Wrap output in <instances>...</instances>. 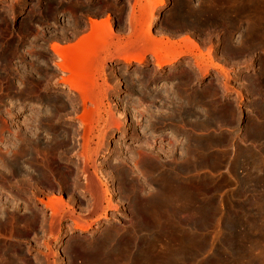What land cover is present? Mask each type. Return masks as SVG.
I'll return each mask as SVG.
<instances>
[{
  "label": "rangeland",
  "instance_id": "374dc122",
  "mask_svg": "<svg viewBox=\"0 0 264 264\" xmlns=\"http://www.w3.org/2000/svg\"><path fill=\"white\" fill-rule=\"evenodd\" d=\"M154 1L0 0V264H90L87 249L107 232L118 241L133 240V250L142 224L132 192L142 185L126 186L123 172L135 168L136 181L148 183L145 177L161 170L143 168L142 153L164 155L184 135L201 143L194 153L197 161L186 169L167 165L160 174L170 173L191 187L209 209L197 226L198 251L178 264H226L232 258L248 264L264 258V39H235L230 29L203 14L182 23L177 13L201 8L202 0ZM147 4L153 11L139 22ZM90 19L100 25V43L79 61L87 80L81 76V82L58 68L60 57L51 45L78 48L76 42L90 34ZM148 33L160 39L168 58L177 55V60L157 66L155 56L145 51L139 64L140 41ZM73 50L72 62L78 60ZM121 55H131L130 62ZM68 75L87 96L66 95ZM32 132L42 140L54 135L60 144L44 168L23 157L13 171L8 159L12 153L20 157L24 145L19 139ZM93 133H100L104 147L90 158L78 155L82 135ZM172 133L178 136L173 144ZM70 139L79 143L75 150L68 147ZM97 178L110 206L101 198ZM48 199L63 208L61 217L52 218L50 208L41 215ZM70 210L81 215L85 229L74 224Z\"/></svg>",
  "mask_w": 264,
  "mask_h": 264
},
{
  "label": "bare ground",
  "instance_id": "6f19581e",
  "mask_svg": "<svg viewBox=\"0 0 264 264\" xmlns=\"http://www.w3.org/2000/svg\"><path fill=\"white\" fill-rule=\"evenodd\" d=\"M155 1H156V4L162 3V0H155ZM200 5H201L200 6L201 8H199L193 12H189V14H185V10L182 11V9H181L177 13V17L181 20L182 23H190V22L194 21L193 19H190V18H192V17L193 18H195V17L199 18V16L203 14V16L206 15V17L210 16L209 18L216 21L220 27L225 26V28L230 29V34L233 37H235V39H264V0H202V3ZM152 11H153V8H150V6L148 4L144 5L143 11L141 12L142 17L140 18L139 22H142L141 19L144 17L143 15H145L147 13L149 14ZM89 23H90V34L87 33L88 34L86 36L87 39L85 37H83L84 39H82L80 41V43L76 42L79 45L78 48H77V46H74V45L72 47H70L69 45H68L69 47L68 46L63 47L62 45H58V44H52L51 45L52 50H54L57 53L58 57H60V60L57 61L58 62V64H57L58 68H61L60 70H63V71L64 70L67 72L69 71V73L72 74V75L70 74V76L72 78L76 77L78 79V81H81V80H79V79H81L80 77L81 76L85 77L84 74L86 73V72L82 71V69H80V68H79L80 71L78 70L79 61H81V59H84L83 57H85L82 55H87V53L88 54L92 53V51L94 49H96V46L100 43L99 42L100 39H96L100 35V34L97 35V31L100 28L98 21L96 22V21L90 19ZM104 27L107 28L106 26H104ZM108 30L105 29L106 32ZM222 31H223V29H222ZM98 32L100 33V29ZM207 33H209V32H207ZM236 33H238V34L236 36H234ZM217 34H219V33H217ZM108 35H109V33H108ZM88 38H90V39H88ZM140 42L141 43L139 46V50H138V47H136V50H138L139 53H141L140 56L136 59L139 64L144 62L145 51L146 52L148 51L152 55L155 56L157 66L164 65L165 63H168V64L173 63L175 61V59L177 60L176 54L178 52H180V51H178L175 54L176 55L175 57L168 58L167 57L169 55L168 51L166 52L164 49L161 50L159 48V46H160L159 43H161L160 39H156L155 37H153V35L151 36L149 33L147 35L145 34L144 39ZM77 44H75V45H77ZM136 45H138V43ZM166 46H169V45H166ZM73 47H76V48H73ZM71 48L76 49V50H73L72 52H76V54H78V60L77 61L76 60L74 62L71 61L72 58L69 54ZM245 49H247V48H245ZM136 50L134 49L131 51H136ZM175 50H174V52H176ZM170 52H172V51H170ZM135 53L138 54L137 51ZM166 53L168 54L167 56H166ZM72 56H75L74 53ZM178 56H179V53H178ZM79 57H81V58H79ZM130 57H131V55H123L121 57V59L124 63L127 64L130 62ZM86 59H88V57ZM243 59H245V58L243 57ZM203 70H205V69H203ZM96 75H97V73H96ZM70 76L67 78H68V80L70 78L69 81L71 82L72 79ZM73 76H75V77H73ZM67 78H65V80ZM85 80H86V77H85ZM69 81H68V83L66 82V85H68V89L66 90L67 91L66 95H73L72 97H76V98H77V96H78V98H80V97L84 98L85 94L83 95L82 93L84 92L85 89L82 88V90H79L76 88L77 86L76 87L74 86L75 84L73 83V80H72L73 85L70 84ZM75 83L78 85V82H76V79H75ZM85 83H83V84H85ZM85 96H87V95H85ZM90 96H88V97H90ZM88 97L86 98L87 100L90 99ZM68 99H69V96H68ZM83 100H85V99H83ZM184 102H185V100H184ZM82 105L83 106H81V107L84 108V110H83L84 113L82 112V114H85L87 109H86V106H84V104H82ZM196 109H198V108H196ZM193 111H192V113H193ZM50 112H51V110L49 111V113ZM80 116L83 117L82 115H80ZM205 122H207V121H205ZM39 123H41V122L39 121ZM39 123H37V124H39ZM80 124H83L82 119H80ZM85 124L86 123L84 122V125ZM42 126H43V124H42ZM19 127H17V128H19ZM184 131L186 132V130H184ZM35 133L32 132V134H29V135H26L27 134L26 133V134L22 135L21 139L18 138L20 141L19 144H21V141H23L24 149L22 148L23 151L22 150H21L22 152L20 151L21 152L20 157L16 156L15 153L11 152L12 153L11 158H9L8 160H10L9 162H10V165H11L13 171H18V169L20 168L19 167L20 162H22L24 159L23 157H26L25 160H28L29 163L31 162V164L33 163L35 166H38V167L41 165V167L43 166V168H44V162L47 159H49V157H50L49 155L52 152L55 153V151L58 147L56 143H59V142H56V140L54 139L56 137H53L54 136L53 135L50 139H47V140L43 139L42 140L41 136L39 138V136L36 135L38 133H36V134ZM173 136L178 137L177 134L172 133V137L170 140H172ZM188 138H189V136H188ZM18 139H17V141H18ZM80 139H81V143L80 144L78 143L79 148L77 150V153H78V155L83 156L85 158H90V157L95 156L100 151V146L104 147L103 143H101V145H100V142H99L101 139L100 133H98V134L93 133L92 135L84 134V135H82V137ZM95 139H97L96 142L94 143L95 146L92 147L91 146L93 144L92 141H94ZM71 140L72 139H70V141ZM171 142L173 144V140ZM175 143L176 144H173V146H172V150L170 149V151H168V153H165L164 155H162V154L160 155V154H156V153H154L152 155L151 152H148V150H145L142 153L143 156L141 158L142 167L146 168L148 170H154V171H156L157 169H160L161 171H163L165 169L164 167L167 165H170V166L172 165V168H173V166L174 167L176 166L178 169H186L191 164V162L197 161V160H195L194 153H196V150H198L199 145H201L200 142H197V141L192 142V140L188 141L186 135H184L180 138L178 137L175 140ZM66 144L67 143L65 142V145ZM68 144L70 145V146H68V147H70V149L75 150V146L77 143H75L74 141L73 142L71 141V143H68ZM78 144H77V146H78ZM39 145H41L40 148L44 149V151H45V152L42 151L45 154L43 159H39V151L37 149V147ZM191 148H193V149H191ZM15 149H16V147L13 148L12 150H15ZM20 149L21 148H19V150ZM76 149H77V147H76ZM68 150H69V148L65 149L66 152ZM102 152H103V150H102ZM164 152H165V150H164ZM3 153H4V151H3ZM16 153H18V152H16ZM8 157H9V154H8ZM56 158H57V160H60L61 157H60L59 153L56 154ZM139 161H140V159H139ZM135 166H136V164H135ZM82 167L83 166H81V168ZM45 168H46V166H45ZM29 169H30V167H29ZM39 169H41V168L39 167ZM39 169L36 170V175L40 174ZM134 169L130 168L128 170H124L122 177H123V180H124L126 186L129 185V186L133 187L134 182H138L139 185H142L141 189L139 186H137V187H139L138 188L139 190H137L135 188L133 189L134 191L132 190L133 191L132 193H134L133 194L134 195V208H135L137 214L140 215V222L142 224L139 231H141L142 233L137 236V239H136L137 241H135L133 243V247H134V248H132L133 250H130L133 240L131 241L127 237L123 241H118L116 239V237H114V235H112V232L105 233L102 238L100 237L101 240H99L98 242L96 241L95 245H90V247H91L90 250L87 249L86 254H87L88 258L90 259V264H178L181 261L186 260V258L190 254V252H192V254L195 255L196 254L195 252L198 251L197 248L199 246L198 245L199 241H198L197 234H196L197 230H198L197 226L199 225V221H200L202 213L208 211L209 206L207 204H205V205L200 204L198 199H197V196H196L197 194L194 193V191L191 189V187L187 188V186L185 184L177 183V181H175L173 179V176L170 173H164V174L161 173L160 174L161 171L159 173L156 172L154 174L149 175L148 177H145L146 180H148L147 181L148 183L144 182V183L140 184L139 181H136V179L138 177L135 174L137 172H135ZM136 170H137V168H136ZM141 172H143V171H141ZM41 173L43 176H45V174L43 172H41ZM138 175H140V174H138ZM94 181H97L95 183L98 185V188L100 189L101 193L103 194L101 198L103 200L105 199L104 202L106 203V206H110L111 205L110 201H109L110 199L108 200L107 198H105V196L108 194L104 190V183L101 180H99L98 178L95 179ZM47 182H49V181H47ZM74 184L76 185V181L74 182ZM106 184H107V182H106ZM146 185H150L152 187L151 190H149L150 188L146 190ZM92 186H94V184H92ZM94 187H97V186H94ZM131 187H129V188L132 189ZM105 188L107 189V187H105ZM33 196H34V193H32V195L30 197H33ZM56 200H57V198H56ZM42 203L44 204V206H43V208H41V213H42L41 215H44L43 214L44 208H50L49 210H51L50 215L52 218H55L57 216L61 217V215L63 214L62 213L63 208L59 207V206L55 207L56 205L54 206L55 203H53L52 200H50V199H48V201L44 200V202H42ZM58 203H60V202H58ZM59 205H61V204H59ZM246 208H248V207H246ZM70 211L72 212V210H70ZM65 212H67V210H65ZM71 216H72V221L74 222L75 225H79L80 229H85L83 226L80 225L82 219L79 216H81V215L77 216L75 214V212H72ZM32 218H35V217L33 216ZM238 223L239 222L237 220L234 221L232 223V225H230V228H235L238 225ZM48 224H50V223H48ZM51 227L52 226H50V228ZM53 228H55V227H53ZM135 230H136V232L138 231V229H135ZM136 232L134 234H136ZM138 241L140 242L139 245H137ZM81 245H83V242L81 243ZM84 249L85 248H83V250ZM230 250L232 251L231 256H233L235 251H233V249H230ZM260 252H258V253H260ZM246 253H250V252H246ZM228 256H229V253H228ZM236 256H237V254H236ZM257 256H258V254L256 255V257ZM225 258H226V256H225ZM259 258H261V257H259ZM259 258H256V259L252 258L251 260L248 261L249 262L248 264H264V261H262L264 258L263 259L261 258L262 260ZM257 259H258V261H257ZM18 263L20 264V262H18ZM225 263L226 264H235L233 258L230 259V261L228 260Z\"/></svg>",
  "mask_w": 264,
  "mask_h": 264
}]
</instances>
